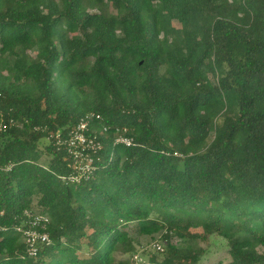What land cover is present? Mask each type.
<instances>
[{"label":"trees","instance_id":"1","mask_svg":"<svg viewBox=\"0 0 264 264\" xmlns=\"http://www.w3.org/2000/svg\"><path fill=\"white\" fill-rule=\"evenodd\" d=\"M87 113L101 147L71 182L54 135ZM9 118L0 264H133L130 232L162 243L149 264H207L216 238L264 264V0H0ZM25 211L49 219L34 256Z\"/></svg>","mask_w":264,"mask_h":264},{"label":"built area","instance_id":"2","mask_svg":"<svg viewBox=\"0 0 264 264\" xmlns=\"http://www.w3.org/2000/svg\"><path fill=\"white\" fill-rule=\"evenodd\" d=\"M99 119V115L87 113L81 117L78 123L66 135H61L59 132L54 135L55 144L63 146L71 160L72 172L67 177L71 182H79L81 179H87L92 171L91 153L100 149L101 144L97 136L87 134L89 124L94 120ZM16 120L9 118L7 121L1 119L0 130L6 129L9 125H16ZM114 143H119L124 146H130L133 143L132 137L125 135V129L116 130ZM12 164L0 165V172L9 171ZM26 221L23 225L16 227L17 232L21 234L26 245L28 253L34 256L37 253L38 244H49L50 239L45 232L48 224V216L43 214H32L25 211ZM150 250L162 251V243L156 239L149 245ZM135 264H144L145 261L139 252H136L132 257Z\"/></svg>","mask_w":264,"mask_h":264},{"label":"rangeland","instance_id":"3","mask_svg":"<svg viewBox=\"0 0 264 264\" xmlns=\"http://www.w3.org/2000/svg\"><path fill=\"white\" fill-rule=\"evenodd\" d=\"M173 24L177 27H179V23L174 21ZM130 236L136 240H138L139 244H136V252H139L140 255L143 257V260L145 261L144 264H149L148 262V250L149 245L154 240L158 239L157 237L150 238L148 236H137L135 232H130ZM213 239V237H212ZM174 242H177L179 246L185 247L187 243L183 239L173 238ZM214 244L210 243L208 244V253L205 259V262L207 264H216L218 262H221V264H225L229 261V256L227 253V248L224 246V241L220 240L218 238L215 239ZM202 246L206 245V243H200ZM117 260H131L130 254H117ZM133 264H135L133 262Z\"/></svg>","mask_w":264,"mask_h":264}]
</instances>
